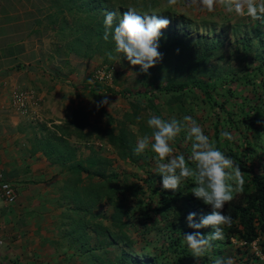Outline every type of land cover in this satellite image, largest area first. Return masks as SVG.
<instances>
[{
	"label": "rangeland",
	"instance_id": "1",
	"mask_svg": "<svg viewBox=\"0 0 264 264\" xmlns=\"http://www.w3.org/2000/svg\"><path fill=\"white\" fill-rule=\"evenodd\" d=\"M148 1L150 0H107L105 8L98 16L101 17L105 14L106 10L123 13L121 12L122 8H125L126 11L128 7H133V5L145 7V2ZM79 3V1L67 3L64 0H53L50 5L51 15L47 17L48 26L52 29L49 30L50 39H46L52 42L51 44L48 41L51 52L47 54L51 56L56 55L59 59L50 68L47 64L51 60L49 59L47 63L45 61L43 64L44 68H42L44 72L37 80L38 83L46 82L44 84H52V86L62 84V88L53 91L54 96H52L53 99L50 102H53L56 95L59 97L54 101V104L43 107V97L40 92L35 89V94L33 90L29 89L27 97L31 98L28 102H24L22 106L16 104V107L19 108L17 111H21V114L26 116L25 129L31 131L34 134L33 138H38V140L48 137L58 142L60 141V139H57L59 132L54 128V124L65 125L67 123L68 127L72 129L73 127L68 124V120L71 118H75L78 122L82 120V131L86 135L76 137L74 134H71L67 137L69 144L75 149V156L73 161H67L62 169L65 171L68 179L72 177L68 166L76 160H82L83 164H86V160L90 157H93L98 162L107 160V165L104 168L105 174L115 176L114 180L112 179L109 182V187L112 186L113 188L115 184L122 186L123 183H131L136 186V189L139 188L136 195L133 194L132 190H125L126 202L122 204L129 214L127 220L131 221L137 230L134 229V226H131L130 231H128L130 237L134 240L130 247H126L125 243L119 240L113 241L111 235L108 233L103 236L100 235V237L97 236L92 227L98 223L107 226L111 230L113 229L110 223V216L114 211L113 202L104 198L99 204L90 209L96 212L95 217L92 216V211H89V213L85 211V213H81L83 215L79 213L80 217L89 226L85 230L88 235H86L87 243L82 245L79 241L73 242V237L69 234L71 229L69 217L74 215L72 208L75 202L68 196L64 198L66 192L71 194V191H73L66 184L65 188L59 192L61 196L59 202L56 204L58 210L53 216L48 218L50 220L44 222V224L50 227L44 233V236L38 237L36 251L31 253L30 246L32 245V241L31 243L29 242L31 245L25 246L26 250L24 253H20V256L23 254L21 257L16 254L19 256H16V264H27L30 260V262H37L35 264H116V256L120 254L121 249L138 254L137 252L140 251L144 243L149 240L153 241L157 246V249L154 250L155 245H149L151 250L158 252L161 247V249H165L171 243L172 237L175 238L177 236L175 231L164 227L166 220H159L158 215H156V220L152 219L145 222L146 225L152 223V229L149 232L143 231V222L139 221L138 210L134 209L137 198L148 199L149 192L146 191L142 194L140 189L145 190V179L154 176L153 173L156 170L154 153L146 150L144 153L138 155L136 161H132L129 158L125 159L122 158L119 147L109 144L106 137L100 136L103 135V130L106 126L113 127L115 132L118 133L120 127L118 125L124 120L125 113L132 111L130 104L132 101L138 100L144 107V109L139 111L141 117L150 118V115H157V113H154L148 107L149 104L147 105L148 96H130L122 93H124V90H132L133 92L145 91L151 85L150 83H143L149 82L151 79V81H154V85L163 83L165 77L170 74L171 67L175 65L172 62L177 61L176 59L179 57L186 58L187 48L190 51L195 50V48L199 50L198 46L194 47L195 42L198 41L200 45L211 44V47L213 46L214 48L211 51L209 59L202 61L204 64L201 66L197 65L196 70L194 69L195 61L192 60V70L197 76L207 80L208 77L205 75L207 71H200V68H211L209 72L210 74L213 73L212 79L215 81V84H219L223 81L222 77L224 74L230 72L228 76V79L230 78L228 88L234 93V96L229 97L230 104L245 100L244 102L248 103L247 109H250V107L264 102V72L254 69L260 66L261 70L264 71V20L258 21L247 16L240 17L235 13H226L220 5L216 6L215 11L208 12L196 6H188L185 0H180L173 7L167 6V0H153V7L149 13H156L158 17L168 19L170 23L167 29L171 31L184 29L186 34L190 35L191 42L185 41L182 45L175 47L174 49H176L177 53L173 51L168 56L163 54L162 50L166 39L158 41V51L162 53V59L149 69V74H146V78H144L145 73L140 72L139 65H131L123 54L120 55L115 52V43L112 39L110 43L107 41L99 43V38L96 37L94 32L95 22H90L91 27H94L91 33L84 35L81 39L83 40L81 44L83 50L75 51L73 49L78 38L70 35L68 31L69 26H71L74 20L72 13L68 12V6L71 4L75 8ZM59 9H63V13H60ZM169 13L172 15L171 18L166 16ZM63 18L64 21L62 22ZM51 20L56 21L53 22ZM99 20H97V23H99ZM108 53H111L114 59H109ZM60 60L62 61L61 63ZM58 63L59 65H57ZM56 65V71L60 72L64 77L62 83L55 81L57 74L52 69ZM247 71L253 76L254 85L245 84L244 80L241 83L235 79H231L236 74L240 76L246 74ZM182 75L180 73L178 78L181 79ZM153 76L156 77L153 79ZM214 91L217 92V89ZM104 95L108 97L110 105L97 109L96 102L103 99ZM226 96L228 97L229 94L226 93ZM218 98H220V102L224 100L223 96ZM29 102L32 106L28 105ZM186 102L187 111H192H188L182 115L191 116L203 128L205 134L212 139V124L216 120L221 122L226 115L222 113L216 114L215 111L210 110L208 108L209 104L201 95L200 97L194 95L193 99H187ZM153 104L156 105L161 116L166 117V119H170L175 114L178 115L176 113L177 110L170 104L168 95L157 91L156 97L153 98ZM179 115L181 116V113ZM56 120L59 122H56ZM126 125L127 132H129L128 136L132 139L133 144L136 145L138 138L143 135L139 134L136 124ZM179 140L177 145H171L174 149V154L183 153L184 147L187 144L190 145V142L186 143L184 138L180 137ZM246 162L249 166L248 161ZM257 163L261 164V162L255 160L254 164ZM57 164L60 165L59 163ZM103 165L95 164L93 167L88 168L90 176L86 175V171L81 173L83 177L82 181L76 185L77 187H82V189L78 190L79 193L90 182L94 183L101 180L96 169L102 168ZM91 174L93 175L91 176ZM69 184H71V178ZM157 185L162 187L160 181ZM121 194L117 190V193L111 196L115 201H120L124 198ZM80 197L79 199L83 200V204L88 207L90 197L86 195ZM76 203L80 204L79 202ZM149 213L153 215L151 211ZM172 219V215L167 216V220L171 221ZM162 236H170V238L163 239ZM101 238L103 242H101ZM251 248L259 254L258 245L255 242L252 243ZM222 256L225 259L232 258L234 264L242 263L239 260L240 254L236 250L235 239H232V244L224 248ZM260 258L264 260L263 256ZM196 264L204 263H201V259L197 258ZM207 264L210 263L208 262ZM249 264H253V261H249ZM255 264L262 263L256 262Z\"/></svg>",
	"mask_w": 264,
	"mask_h": 264
},
{
	"label": "trees",
	"instance_id": "2",
	"mask_svg": "<svg viewBox=\"0 0 264 264\" xmlns=\"http://www.w3.org/2000/svg\"><path fill=\"white\" fill-rule=\"evenodd\" d=\"M67 3H72L79 1V5L75 8L70 4L68 6V12L72 13L74 20L68 29L70 35H74L78 38V41L73 45L74 50H83L81 44L83 43L82 37L88 33L94 27H91L90 22H95L96 26L94 32L97 38H99V43L106 40L103 39V34L105 32V26L103 23L104 14L100 17L98 16L100 12L105 8V3L107 0H64ZM145 7H139L133 5V7L140 13H149L153 7V0L145 2ZM85 5V6H83ZM63 9H59L60 13ZM125 8H122L121 12H124ZM51 15V13L49 14ZM171 14H166L168 18H171ZM100 19L97 23V20ZM57 20V17H56ZM51 20V21H56ZM59 21V20H58ZM64 21V18L62 22ZM67 24V22H66ZM80 33V35H79ZM79 35V36H78ZM111 36V35H110ZM109 36V37H110ZM166 39V42L162 46L163 54L170 56V54L177 53L174 49L182 45L185 41L191 42L190 35L186 34L184 29L171 31L170 29H161V36L159 41ZM110 39L107 40L108 43L111 42ZM195 50H186V58L179 57L172 63L175 65L172 68L170 74L165 77L163 83L156 84L154 81L149 80V82H144L143 84H149L145 91H135L124 90L122 94H128L130 96L134 95H144L147 97V105L150 107L157 116L163 119L166 117L161 116L160 111L153 104V98L156 97V92L168 95L170 98V104L174 106L177 110L174 116L178 120H182L184 113L187 111L185 104L187 99H193L194 95L203 97V99L209 104L208 108L215 111L216 114L222 113L226 117L221 120H216L213 124V134L211 140L215 141L217 147L224 151L225 155L232 157L238 164L240 170L243 172L245 178L244 191L242 194L235 195V198L227 203L223 209L226 215L232 218L231 226H224V238L222 240L213 241L211 250H209L204 257L200 258L201 263L210 264L217 257H223L224 248L227 245L232 244V239L236 240V250L240 254L239 260L241 264H249V261H253V264L260 262L264 264V260L260 257H264V102H261L257 106H252L247 109V102L241 100L238 102H233L230 104V96H234V93L228 88L230 78L228 76L230 72H227L222 77L223 81L219 84H215L212 79V74L209 70L211 68H200V71H207L208 79L204 80L192 70V60L195 61L194 69H197V65H202V61H207L211 56V51L214 49L211 44H203L197 41L194 43ZM208 53V54H207ZM207 54V55H205ZM205 55V56H203ZM183 56V55H182ZM168 58V57H167ZM185 60V61H184ZM248 67V66H247ZM256 71L264 72L261 67L258 66L254 68ZM182 73V78L179 79L178 76ZM156 76H153V79ZM251 74L247 71L246 74L237 75L234 78L242 83L244 80L245 84H253L254 80ZM146 78V74L144 76ZM217 89V92L214 90ZM229 96H226V93ZM127 96V95H126ZM224 97V100L220 102V98ZM132 106L131 112H126L124 115V120L119 123V131L115 132V129L110 126H106L103 130V135L100 137H106L107 142L111 145L119 147V152L122 158H129L132 161H136L138 154L135 153L134 149L136 147L133 144L132 139L128 136L127 125L126 124H136L139 129V134L144 135L146 133L150 134L151 130L147 126V120L149 118H143L139 115V111L144 109L140 101L130 102ZM181 113V116L179 115ZM177 115V116H176ZM180 116V117H179ZM68 124L73 128L70 129L67 123L64 124H54V128L59 132L57 142L52 138H44L41 140H34L33 144L37 148H41L46 157H48L52 162L64 165L67 161H73L75 156V149L71 144H69L67 137L74 134L76 137H81L86 135L82 131L83 121H77L75 118L68 120ZM222 131H228L232 134L233 140L228 141L220 136ZM185 137V132H181L171 145H177L180 141L179 138ZM190 145L187 144L184 147L183 154L186 156L191 155ZM155 155V154H154ZM97 158V157H96ZM258 161L261 164H254ZM248 161L249 166L246 164ZM103 162V163H102ZM95 164L101 165L102 168L98 170V175L101 177L99 182H90L87 186L83 187V190L79 193L78 190L82 189L81 186L76 185L82 181L81 173L86 171V175L90 176L88 172L90 167ZM107 165L106 161H97L93 157L86 160V164H83L82 160H76L68 167L70 174L72 175L71 184H69L70 178L67 179L66 184L68 185L72 193L66 192L64 198L68 196L75 203L72 208L74 215L70 218V232L69 234L73 237L72 241H79L82 245H85L87 232L85 230L89 227L87 222L80 217L81 213L85 211H92L91 208L99 204L104 198L112 201L114 211L111 214L110 223L113 229H109L107 226H103L98 223L96 226L92 227L94 233L100 237L110 234L113 241L119 240L125 243L126 247H130L134 240L130 237L128 231H130L131 226L134 224L128 221L127 218L129 214L125 208H123L126 199L124 192L125 190H132L133 194L136 195L139 188L131 183H123V185L115 187H109V182L114 180L115 176H108L105 174L104 168ZM191 167H195L194 164H190ZM68 171V172H69ZM95 174V172H93ZM93 174H91L92 176ZM153 177L145 179V190L140 189L141 193L144 194L148 191L147 200L146 198H137L135 204V210H138L139 221L143 222V226L146 232H149L152 228L151 225H146L145 222L152 219L166 220L165 226L171 231L176 232V237H172L171 243L165 249H159L158 252L151 250L149 245H155L153 241L147 240L141 247L140 251L136 253L128 252L125 249H121L120 254L116 256V264H196L197 257L192 256L191 250L187 247L184 242L183 235L185 233H191L194 231H199L202 234H207L211 232L210 227H205L202 229H192L188 227L186 220L187 215L190 212L196 213L195 220L199 222L200 218L211 211L210 206L205 205L202 200L197 199L191 193L192 188L195 186L194 181L189 178L182 181L180 190L172 191L165 190L157 183L162 180L160 174L156 172L153 173ZM71 186V187H70ZM117 186V187H116ZM117 190L122 193L124 197L120 201H115L111 195L117 193ZM89 196L90 200L87 205L83 204V200L79 199L80 196ZM107 196V197H106ZM114 200V201H113ZM79 202L80 204H77ZM87 207V208H86ZM152 212L150 214L149 212ZM80 213V214H79ZM96 212H93L92 216L95 217ZM83 215V214H81ZM172 215L173 219L171 221L167 220V216ZM135 227V226H134ZM137 230V228H134ZM88 231V230H87ZM170 231V230H169ZM170 231V232H171ZM139 233V232H138ZM88 236V235H87ZM163 237V236H162ZM165 237V238H164ZM163 239L170 238V236H164ZM101 242H103L101 238ZM255 242L258 245V252L252 250V243ZM154 250L157 249L155 245ZM153 251V252H152Z\"/></svg>",
	"mask_w": 264,
	"mask_h": 264
},
{
	"label": "crops",
	"instance_id": "3",
	"mask_svg": "<svg viewBox=\"0 0 264 264\" xmlns=\"http://www.w3.org/2000/svg\"><path fill=\"white\" fill-rule=\"evenodd\" d=\"M52 1L0 0V171L17 193L12 204L0 196V264H16V256L24 253L31 241L30 251H36L38 237L50 227L44 222L58 210L59 192L66 186L63 165L52 162L34 146L36 138L25 129L26 116L17 111L13 99L16 91L27 94L30 89L36 94V89L45 107L59 97L50 102L53 91L62 84L55 87L37 80L45 61L51 60L47 64L50 68L59 59L47 54L51 52L46 39L52 30L47 20ZM57 65L52 71L57 74L55 81L62 83L64 77L56 71ZM30 98L26 95L24 102ZM30 261L27 264L37 263Z\"/></svg>",
	"mask_w": 264,
	"mask_h": 264
},
{
	"label": "clouds",
	"instance_id": "4",
	"mask_svg": "<svg viewBox=\"0 0 264 264\" xmlns=\"http://www.w3.org/2000/svg\"><path fill=\"white\" fill-rule=\"evenodd\" d=\"M179 2L180 0H167V6L173 7ZM185 3L208 12L215 11L216 6L220 5L226 13L264 20V0H185ZM103 23V39L107 41L111 35L115 52L123 54L131 65H139L140 72L149 74V69L162 59L158 41L161 29L170 23L168 19L158 17L156 13H140L134 7H128L123 13L106 10ZM108 56L109 59H114L111 53ZM105 105H110L106 95L96 102L97 109ZM147 126L151 130L150 134L146 133L138 138L134 151L138 155L146 150L155 154L156 172L162 177V188L178 191L182 181L191 178L195 185L191 193L211 208L210 213L202 216L199 222H196L194 212L186 217L189 228L212 229L207 234L194 231L183 235L192 256L202 258L212 248L213 241L224 238V226H231L232 218L223 209L235 195L243 193V172L237 162L225 155L191 116L186 115L183 120H178L175 117L163 119L153 114L147 120ZM182 131L185 132L184 141L190 142L191 146V155L187 158L183 153L174 154L171 146V142ZM220 136L228 141L233 140L228 131H222ZM213 264H234V261L230 257H217Z\"/></svg>",
	"mask_w": 264,
	"mask_h": 264
},
{
	"label": "built area",
	"instance_id": "5",
	"mask_svg": "<svg viewBox=\"0 0 264 264\" xmlns=\"http://www.w3.org/2000/svg\"><path fill=\"white\" fill-rule=\"evenodd\" d=\"M26 93L21 91H16L13 93V99L17 103V105L22 106L24 104V98L26 97ZM0 196L4 202L7 204H12L16 201L17 193L13 187V185L8 182L2 172L0 171Z\"/></svg>",
	"mask_w": 264,
	"mask_h": 264
}]
</instances>
